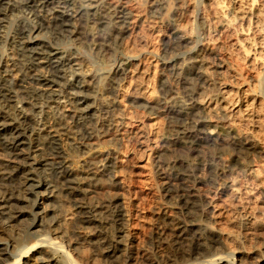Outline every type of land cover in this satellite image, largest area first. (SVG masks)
<instances>
[{"label":"bare ground","instance_id":"1","mask_svg":"<svg viewBox=\"0 0 264 264\" xmlns=\"http://www.w3.org/2000/svg\"><path fill=\"white\" fill-rule=\"evenodd\" d=\"M132 3L137 7H130ZM63 9L72 15H64ZM148 9L163 21L172 14L178 22L169 32L165 63L184 92L174 102L145 99L147 73L133 62L154 52L145 43L135 47L133 43L131 48L121 43V35L136 27ZM19 13L22 21L11 34ZM88 18L100 26L96 38L87 33ZM185 18L186 24L180 25ZM33 22L38 30L50 31L54 44L32 42L37 36ZM263 25L264 0H0V150L7 156L0 158V264H264V239L254 241L220 227L224 220L246 231L250 226L264 228V221L256 216L264 214V188L237 177L224 182L226 193L237 204L228 205L231 214L223 219L215 209V193L203 204V195L188 185L202 177L186 152L204 145L214 151L233 150L243 166L244 160H264ZM109 36L123 58L118 69L90 72L87 79L79 73L78 54L56 44L63 39L68 47L79 42L103 62L104 49L112 41ZM6 46L26 59L15 86L9 84L2 63L6 53L1 49ZM180 52L184 58L177 62ZM235 54L243 64L234 60ZM127 72L132 74L126 93L132 106L158 110L171 118L174 127L184 128L169 136L156 160L158 175L173 177L179 184L167 202L151 213L156 232L150 242L157 251L149 256L142 247L139 260L133 247L138 226L132 209L138 203L136 191L118 179L117 173L126 167L115 158L101 164L97 139L92 141L106 124L100 116L114 103L105 102L99 90L117 98ZM161 84L163 95L173 92L165 79ZM15 87L29 99L19 98ZM59 99L65 100L64 106H59ZM29 110L38 111L39 118L34 120ZM65 118L78 128L70 138L88 141H74V147L83 150L79 167L72 165L59 144ZM208 126L211 130L205 131ZM143 129L139 118L136 133L141 152L131 153L136 161L132 167L145 148ZM179 149L184 154L168 160ZM262 172L250 167L243 174L254 182ZM106 180L110 190L103 189ZM89 185L102 191L87 190ZM254 190L259 201L252 195Z\"/></svg>","mask_w":264,"mask_h":264},{"label":"rangeland","instance_id":"2","mask_svg":"<svg viewBox=\"0 0 264 264\" xmlns=\"http://www.w3.org/2000/svg\"><path fill=\"white\" fill-rule=\"evenodd\" d=\"M84 2H86V0H84ZM130 7L136 8L137 4L132 3ZM49 12L50 10L44 11L46 16H49ZM62 12L64 15H67L69 17L72 15L71 11L67 9H63ZM22 16L23 13L17 14L18 18L15 19L14 22H12L13 28L9 29L11 31V34L15 32L18 24H20V21H22ZM173 16L174 15L169 14L167 19L163 21L161 17L157 13H153L151 9L145 10L144 12H142V19L139 23H137V26L132 29L129 28L127 31H125V33L122 34L123 36L121 35L120 37L122 41L121 43L125 48H131V45L134 44L135 45L133 47L137 45L140 46L145 43V45L154 52V54H143L138 57V60L133 62L134 64L138 63V65L142 66L147 73V76L145 78V84L147 88L144 95L145 99L147 100L154 101L156 99H163L162 102H174V100L184 97V92L181 86L175 85L172 74L170 72H167L165 66L168 58L167 49L169 42L171 41V35H169V32L174 24L178 23L175 22L177 19H174L176 17ZM186 20L188 19L185 18V21L180 20V22L182 21L181 23L179 22L180 25L186 24ZM72 22L74 23V19L72 20ZM33 27L34 30H36L34 35L37 36L32 39V42H51L50 39L53 35L50 33V31L44 28L41 31L38 30V27L36 24H34V22ZM99 29L100 26L96 22L91 21L90 18L87 19V33L90 37L96 38L99 35ZM113 33L114 32H112L111 29H108V34L110 36L113 35ZM111 40L112 41L109 42L110 44H108V47H105L104 49L105 60L103 62L95 58L91 48L87 47L86 45H80L79 42L75 43L74 46L72 45L73 47H68L69 42L66 41V39L59 41L60 44L59 42L56 44L58 46L60 45L59 47H61V45L63 44L61 47L62 49H69L78 54L81 59V72L79 73L81 74V76H83V79H87V77L90 76V72L104 74L118 69L117 64L123 58L118 44H115L112 38ZM229 40L232 41V39ZM51 44L54 43L51 42ZM9 48V46H6L5 49H1L2 52L6 53V55H4L2 63L7 70L10 81L9 84L15 86L16 83H18V81L21 79V72L23 71V65L26 63V59L16 54L13 55V51ZM221 54L224 55V53ZM175 58V61H181L184 58V54L180 52L176 55ZM12 60H15V67L13 66ZM234 60L240 62L239 56L235 54ZM240 63L243 64V61H241ZM253 72L254 71H251L250 73ZM70 74L71 73H69V75ZM130 74V72H127L125 74L126 79L122 80V83L120 82V84H122V91L119 93L117 98L115 97L116 95L112 92H108V94H105V91H102V89L99 90L98 95H102V97L106 96V99H104L105 102H114V106L112 105L108 113L100 116L101 118L104 117L103 119L106 120V126L104 125L105 127H102L101 133L92 141L94 143L97 142L100 147L101 156L99 158H102V160H97H100L101 164L108 163L106 162L107 158H115V161L119 163V166L123 165L127 168L121 169L122 171L120 170V172L117 173V176L118 179L123 180V183L132 186V188L136 191V198L138 203L135 204L132 209H134V213L137 214V216L134 217L133 221L134 223H137L138 226L133 242V247L135 253L134 257L139 260L141 252L143 250L142 247L146 248V253L149 256L157 251V247L154 242L153 245L150 242L151 233L156 232V230H154L152 226L153 221L151 213L155 207L167 202L168 198L174 193V188L179 184V180L173 177L168 178L158 175L155 166V163L157 162L156 160H159V154L167 146L165 145V143L167 144V142L165 141H168L169 136H174L176 130L178 133L183 132L184 128L179 125H175L174 127V122L171 121V118L167 117L164 113L158 110L153 109V111H151L142 108H136L137 106L134 105L132 106L130 99L126 96L127 89H129L128 85H130L132 82V74ZM164 79L165 85H170L174 90L169 94H166L165 92L163 95L160 89L162 86L161 83L164 81ZM30 84L32 86H37L35 83ZM15 89L18 91L19 98L24 100L29 99V95L25 93L22 88L15 87ZM206 92L209 91L206 90ZM59 101H61L59 103V106L65 105L64 99H59L58 102ZM28 113L33 116L34 120H37L39 118L38 111L29 110ZM262 115H264V112L261 114V116ZM139 118L142 119L144 127L142 135L145 143V148L143 149L141 153L142 156L140 157V160L137 161L136 166L132 167V165H135L134 163H136V161L131 159V153H133V151L137 152L140 149L138 143V134L136 133L137 119ZM66 119L67 118L64 119V124L66 122L67 123L65 125L63 124L64 130L62 131V135L60 136L61 138L59 140V144H61L62 149H64V153L72 161V165L74 167H79L82 166L81 162L79 161V157L81 156V153H83V150L75 148L74 141H88L87 139L79 136L78 140H76L77 138L75 137L70 138L72 132H74L75 130L76 133V130L78 128L76 127L77 125L75 124V122L73 123L70 118H68L69 120ZM262 120V123L264 124V118H262ZM211 128V126L209 128H205V131H210ZM261 133L260 134L262 136L264 133V127L263 132ZM63 134L64 137H62ZM65 135H69V137ZM70 142L72 145L70 144ZM176 151H178V153H172L170 156H168L169 158L167 157L168 160H173L176 155L179 156V154H184V151L181 149ZM210 151L212 154L210 153ZM186 152L190 154L191 160L196 164L195 172L197 176L202 177V181H189L187 182L188 185L192 186V188L203 195V204H207L209 198H211L215 193L216 196L214 198L215 202L217 203L215 209H219V212H221V216L223 217V219L229 216L230 212L228 210V205L232 208V206H235L237 204V200L232 197L230 198V196H228V194L226 193L224 182L229 181L232 177H237L238 179L241 178L242 181H246L247 185L249 186L258 184L259 187L264 188V172H262L264 170V160H244L245 165L243 166L242 161L236 158L235 152L233 150L214 151L213 149L209 150V148L205 147L204 145L194 146L192 150H187ZM6 157V154L1 152L0 150V158L6 160ZM130 159L133 161V163ZM129 161L131 162V164H128ZM250 167H258V170L262 172L261 176L254 182L246 180V177H244L246 174H243L244 171H246ZM81 168L83 170V167ZM105 182L104 184L106 185H104L103 189L110 190V188H108L109 186H107L109 184L108 181L106 180ZM87 187V190H95L91 185ZM101 191L102 190H98L96 192L100 193ZM252 195L257 201H259V195L257 191L254 190ZM256 216L259 217L261 221H264V214L257 213ZM220 227L226 232L235 233L239 236L247 234L249 238L254 241L264 239L263 227L250 226L249 230L246 231L242 227H231L224 220L221 221ZM233 258L235 262H237L236 260L238 259V254L235 253V256Z\"/></svg>","mask_w":264,"mask_h":264}]
</instances>
